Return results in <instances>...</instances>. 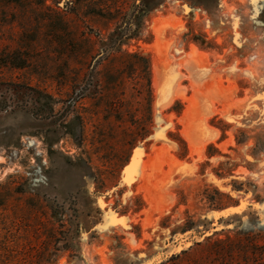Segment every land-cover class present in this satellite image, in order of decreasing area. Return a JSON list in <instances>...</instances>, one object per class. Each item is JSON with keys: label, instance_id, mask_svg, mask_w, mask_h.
Instances as JSON below:
<instances>
[{"label": "rangeland", "instance_id": "1", "mask_svg": "<svg viewBox=\"0 0 264 264\" xmlns=\"http://www.w3.org/2000/svg\"><path fill=\"white\" fill-rule=\"evenodd\" d=\"M138 1L0 0V264H264V0Z\"/></svg>", "mask_w": 264, "mask_h": 264}, {"label": "trees", "instance_id": "2", "mask_svg": "<svg viewBox=\"0 0 264 264\" xmlns=\"http://www.w3.org/2000/svg\"><path fill=\"white\" fill-rule=\"evenodd\" d=\"M6 1L20 2L21 0H6ZM157 1L158 0H139L138 3H136L134 5V9H133V12L131 13L130 17L129 16L126 17L125 22H124L125 24L118 30L115 38L111 40V44L109 45L110 51H112L114 46H116L117 44L119 45L120 43L123 42V40L125 38L124 32H126V29L128 31L127 35L129 37L133 36L132 31L134 30L135 25L137 26L138 24L141 23V20L143 19V17L148 14V12L152 8L153 4ZM107 8H108L107 11H97V13L95 11V14L103 16V17H106L107 15H109V16L112 15V7L108 6ZM120 9L121 8H119V10ZM60 17H61V20L63 23L64 19L62 16H60ZM135 22H137V24H135ZM14 66H16V68L21 69V68L25 67V64L15 65V63H14ZM0 90H2V88H0ZM9 92H13L11 97L17 98V97H21V95H23L24 97H27V96H30V94H36L39 91L33 87H26L23 85L14 84V85H9V87H6V91L4 92L5 94H3V95L7 96V95H9ZM7 99H8V97H7ZM7 238H8L7 240H10L11 236L9 235ZM6 247H7L6 243H0V257H1V254L5 250ZM36 258L37 257H32V259L29 261L30 264H42V263H40L42 261H39Z\"/></svg>", "mask_w": 264, "mask_h": 264}, {"label": "bare ground", "instance_id": "3", "mask_svg": "<svg viewBox=\"0 0 264 264\" xmlns=\"http://www.w3.org/2000/svg\"><path fill=\"white\" fill-rule=\"evenodd\" d=\"M155 62H156V60H155ZM158 63V62H157ZM159 69V68H158ZM157 70V69H156ZM161 71H162V69H161ZM158 72H159V70H158ZM160 73H162L163 74V72H160ZM160 73H158V74H160ZM162 74H160L161 76H162ZM159 75V76H160ZM156 77V82H157V80H158V78H160V77ZM163 78V77H162ZM161 78V79H162ZM164 79V78H163ZM168 80V79H167ZM164 82H165V80H164ZM166 82H168V81H166ZM158 83V82H157ZM163 83V82H162ZM169 84H170V82H169ZM175 84V83H174ZM156 85V84H155ZM164 85H165V83L164 84H161V80H160V82L158 83V87H159V89H157V95H158V92H159V90H161V93H162V91H163V88H164ZM157 87V88H158ZM168 87V86H167ZM175 87V86H174ZM168 89V88H167ZM165 93V92H164ZM160 95V94H159ZM174 97V96H173ZM176 97V96H175ZM159 101H160V99H159ZM159 103V102H158Z\"/></svg>", "mask_w": 264, "mask_h": 264}, {"label": "snow or ice", "instance_id": "4", "mask_svg": "<svg viewBox=\"0 0 264 264\" xmlns=\"http://www.w3.org/2000/svg\"><path fill=\"white\" fill-rule=\"evenodd\" d=\"M262 99H264V97H262Z\"/></svg>", "mask_w": 264, "mask_h": 264}]
</instances>
